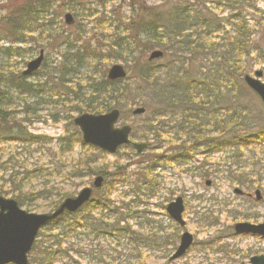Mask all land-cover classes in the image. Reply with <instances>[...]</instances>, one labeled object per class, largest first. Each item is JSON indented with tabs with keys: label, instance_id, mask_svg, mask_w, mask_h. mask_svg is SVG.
Returning <instances> with one entry per match:
<instances>
[{
	"label": "trees",
	"instance_id": "1",
	"mask_svg": "<svg viewBox=\"0 0 264 264\" xmlns=\"http://www.w3.org/2000/svg\"><path fill=\"white\" fill-rule=\"evenodd\" d=\"M54 1L56 0H29L12 9L7 17L0 18V20L4 19L6 21L4 23L8 29L7 33L4 32L6 33V40L8 41L9 37L15 38V40H11L13 42L11 43L12 45L28 42V37L31 34L46 26L40 22L41 19L51 14ZM62 1L66 2V0ZM87 1H80V3L84 4ZM91 1H96L100 5L106 6L105 2L108 0L105 2L102 0ZM109 1L113 2L114 0ZM188 1L191 2L192 0ZM67 2L71 3L70 0H67ZM177 2L179 3L178 6H174L171 10L164 13L155 11L154 13L146 14L144 12H150V8L147 7L143 8V10L139 9L137 12L133 11L130 19L123 25L122 32L116 30L118 25L116 27L115 25H111L114 29L110 32H119L124 34L125 37L121 42L109 34L108 51H104L105 55L102 57V60H106L107 62L117 61L118 51L121 48L129 46L132 41L134 43L136 40L140 41L143 36L146 37V40L142 42L144 43L142 52L151 51L158 47L162 48L163 51L165 49L168 50L158 38L169 34V37L175 40V42L169 46L170 52L166 56H171V58L181 56L178 58L179 60L184 59L188 62V66L184 67V69H192L193 71L190 74H193L195 71V78L189 80L192 85L189 84L186 87V92L178 96L177 101L174 100L173 91H164L159 96L155 92L151 94V96L153 94L156 96V106L167 109L175 108L174 106L179 105L183 116L182 119L178 120L181 124L177 125L178 127L174 126L178 129L171 126L174 121L172 113H168V116L171 117H168L170 118L168 121L163 118L158 119L156 116H149L148 123L151 125V127L149 126L151 134L147 138L144 137L152 142L153 147L149 150H154L155 144H160L164 150L155 154L151 152L148 157L144 158V161L147 162L146 165H138L137 172L134 173L136 174V178L130 182H136L137 187L130 194L138 195V198H133L131 201L125 200V196L128 195L127 193H123L124 197H121L118 201L112 199L116 186V182L113 181V175H124V170L127 169L121 168L118 165L113 169H108L103 164L100 167L99 164H96V161H90V155L85 151V156L71 159V155L77 145L85 146L79 129L73 124L74 115L82 112L104 113L113 108L122 110L121 96L126 92L123 83L125 84V81L130 79V76L125 80L111 81L107 78L108 67L106 65L102 67L97 65L98 70L94 71L93 64L88 65L87 61H85L87 59L85 54L86 52H92L93 55L99 53L92 51L89 48L90 43H86L87 40H83V36H80V34L77 39L72 41L68 35H65L66 38L64 34L60 35L58 32V37L53 35L54 40L55 37L59 38L61 36V43L52 47L53 50L59 51L64 48L67 52L58 53L62 59L60 60L58 57V60H53L51 66H45L44 63L40 71L43 75L39 74V71L31 75H40L39 78H41L40 80L43 79V81L36 80V82H31L29 80L31 76H24L22 72L10 68L8 60L12 56V47H0V86L3 85V88L0 89V149L2 150V145L5 142H11L18 145L22 149V152H24L23 154H27L31 160L35 151L38 152L43 149L50 158L47 163L41 162L38 158L30 162L27 158L17 155L16 152H12L8 148L10 152L7 158L3 160V154L0 155V178L2 179V181L0 179V194L15 198L22 207L28 208L35 205L36 201L45 199L49 202L48 206L52 210L64 198L70 196V193L64 188L56 187L53 183L52 186L49 185L56 177L61 178L64 184L66 182L67 184L71 183L76 179L97 175H102L105 178L103 186L95 191L94 200L86 205L82 212L65 216L43 229L44 233L41 231L38 242L31 254L34 264H54L58 259L62 258H66L68 264H80L73 256L79 257L82 254V247L76 242H80L78 239L80 233L77 229L82 226L87 230L90 246L88 253L91 254L92 260H96L94 254L99 255L100 259L96 261L102 264H113V258L117 262H121L127 257V260H129L127 254H122L115 248H111V242L104 245L98 239L101 235H105L113 237L114 240L121 241L128 236H133L132 241L136 242L135 244L138 243L136 231H132V227L128 224L129 221L127 219L129 214L127 212L131 210V207L140 205L145 195H148V197L153 196L154 192H151L150 188L155 178L153 172L155 171L156 163H159L160 160H183L189 153L196 152L200 143L214 148H239L241 147L240 144L245 145L243 143L244 140L251 138L252 134L261 132L262 126L252 123L254 120L252 111H254L256 105H246V111L240 113L236 106L239 105L241 107L242 103L239 96L235 93L238 90L237 86L239 83L243 82L244 73L251 69V65L248 62L252 51L259 52L257 54H261V58L264 59V49L256 47V43L252 44L250 40L252 35L251 30H249L250 26L246 23V17L240 16L241 12L247 9L257 10L255 9L256 4L254 0L212 1V3L218 5L221 11L229 10L238 13L225 19L229 26L234 27L233 41L229 43L230 45L228 44L230 46L229 49H225L228 46L226 44L223 45L222 50H219L221 52V61L215 62L212 66H219L224 71L221 72L220 77L217 76L215 78L211 77V74L208 73L206 68L207 65L211 64H207L206 62L208 61L207 57L211 56V52L218 53L219 51L213 52V44L206 45L205 38L194 41L189 39L190 36L183 37L182 33L194 30L192 28L197 26L201 32L210 34L207 36H211V33L221 29L219 27L221 23H217L215 17L204 15L201 10H196L194 5L196 0L192 4L186 0H179ZM197 2L202 3L203 1L198 0ZM89 10L91 9L82 8V11L85 13ZM191 11V15L194 14L192 18H190L191 15L189 13ZM109 20L98 17L96 23L104 27V25L110 22ZM230 21L232 23H229ZM180 22L184 23V27L179 26ZM50 23L47 25V29L52 26ZM33 26L36 27L33 29ZM108 26L110 25L108 24ZM182 28L184 29L181 30ZM47 29L46 31L44 30L45 33H51L52 29H48V31ZM98 31L103 33L99 27ZM196 32L198 31L196 30ZM28 34L29 36L25 37ZM198 34L200 35L201 33L198 32ZM180 36L181 38H179ZM49 37L51 36L49 35ZM95 38H97V35L92 38V41ZM25 39L26 41H24ZM1 40H3V37L0 33ZM81 40L83 41L79 44ZM177 43H179L178 46L174 47ZM63 45L64 47H62ZM215 57L216 55H214L213 59ZM257 59L259 60V58ZM80 70H84L87 73L92 72V75H94L90 79L87 78L90 88L81 94L82 98L79 91L74 90L72 87L76 78L83 74ZM158 71V67L150 62H146L145 65L137 69L139 78L142 81L150 79L149 77L151 76L153 78L157 77L153 75L158 73ZM210 77L211 79L214 78L215 81L220 79L222 84L217 82L219 84L214 87V83ZM5 87L9 88L10 91H5ZM12 92L20 94V96L18 95V99L21 97L25 100L23 101L21 110L17 111L14 108L15 104L11 103ZM26 98L34 99L33 101L38 107L36 109L29 107ZM153 100L155 101V97ZM196 100H198V103H196ZM42 102L48 104L46 108L51 106L52 110L57 111L50 114V117L56 122L62 118L59 114H64V112L67 114L65 118L67 122L65 131L56 138L29 131V127L32 124L44 120L41 113L45 108L40 107ZM72 103L75 106H72ZM32 106L34 105L32 104ZM56 108H59V111ZM200 111L204 112L203 115H201ZM164 112L167 114V111ZM251 123L257 128L255 132L247 131V128H253ZM240 130L241 133L238 134ZM212 133L219 134L221 138L215 139L212 137ZM242 133L245 134L240 135ZM164 135L168 136L167 139L171 138L170 142L175 145L171 146L166 143L168 142L167 139H165L166 142L164 141L165 144L162 139ZM87 147L94 148L91 146ZM26 150H28V153H26ZM139 154L138 152L133 153V158H136V155L140 157L141 155ZM138 162L136 161L135 163ZM6 176L8 179H5ZM32 182L39 183L41 188L39 190H36L34 186L28 188L29 185H32ZM145 184L146 186L143 187ZM146 190L149 192L146 193ZM73 233H75L77 238L70 236ZM37 251L38 253H36ZM111 251H115V255Z\"/></svg>",
	"mask_w": 264,
	"mask_h": 264
},
{
	"label": "rangeland",
	"instance_id": "2",
	"mask_svg": "<svg viewBox=\"0 0 264 264\" xmlns=\"http://www.w3.org/2000/svg\"><path fill=\"white\" fill-rule=\"evenodd\" d=\"M27 1L29 0H0V18L7 17L12 9ZM70 1L71 3L67 2V0L66 2L62 0L54 1L51 14L41 19L40 22L42 25L46 26L31 34L30 37H28L29 34L25 35V37L29 38L28 42L25 44L12 45L11 43L13 42H11V40H15V38L10 37L7 41L5 35L8 29L6 27L7 25H4L6 21H4V19L0 20V33L3 37V40L0 41V47L6 48L10 46L13 51L12 56L8 60L10 68H13L15 71L23 72L26 69L27 63L38 57L40 50H44L45 61L43 64L45 63V66H51L53 60L58 57L60 60L62 59L58 53L67 52L64 48L59 51L53 50L52 47L61 43V36L57 38V32L60 33V35H68L71 41L77 39L80 34V36H83V40H87L86 43H90L89 48L99 53L93 55L92 52H86L85 54L87 58H85V61H87L88 65L93 64L94 71L98 70L97 65L101 67L106 65L108 69L113 63H121L126 66L130 79L125 81V84L123 83L126 92L121 96L123 105L121 123H127L133 126L134 139L142 138L143 140H148L144 137L147 138L151 134L149 129L151 125L148 123L150 117L156 116L158 119L163 118L168 121L171 118L168 116V113H172L174 121L171 126L178 127L179 124H181L178 120L182 119L183 116L180 106L176 105L174 106L175 108L167 109L159 108L155 105L157 102L156 96H154V94L151 96L152 92H155V94L157 93L159 96V94L164 91H173L174 100L177 101L178 96L186 92V87H188L189 84L192 85L189 80L195 78V71L193 74H190L193 71L192 69H184V67L188 66V62L184 59L179 60L178 58L181 56H176L174 58L166 56L170 52L169 46L175 42V40L169 37V34L162 38H158L162 45L167 47L168 50L165 49L163 57L152 63L159 69L158 73L153 75L157 76L155 78L151 76L149 77L150 79L142 81L137 73V69L147 62L146 58L150 53V51L142 52V47L144 46L142 42L146 40L145 36H143L140 41L136 40L135 43L132 41L129 46L121 48L118 51L117 61L107 62L106 60H102V57L105 55L104 51H108L107 47L110 41L109 34H111L114 39H119L118 41L121 42L125 37L124 34L119 32H110L114 29L111 25H115V27L118 25L116 30L122 32L123 25L130 19L133 11L137 12L139 9L143 10V8L147 7L150 8V12H144L146 14L154 13L155 11L164 13L171 10L174 6H178L179 3L177 1L179 0H114L113 2L102 0L104 2L106 1V6H102L99 2L91 0H88L84 4H81L80 1L83 2L85 0ZM186 1L191 4L194 3V0L191 2L188 0ZM197 1L198 0H196L194 4L196 10H201L204 15L215 17L217 23H221L219 25L221 29L211 33V36H207L210 34L201 32V30L195 26L192 28L194 30L183 32L182 36H190L189 39L194 41L205 38L206 45L213 44V52L222 50L221 48H223V45H228L233 41L232 35L234 33V27L229 26L225 19L228 16L231 17V15L238 13L229 10H219L218 5L212 3L213 0H208V2L207 0H202V3H198ZM254 2L256 4L255 9L257 10L247 9L241 12L240 16L246 17V23L250 26L249 30L252 32L250 40L252 44L256 43V47L264 49V0H254ZM83 7L90 8L91 10L85 13L82 11ZM189 13L191 15L192 11ZM68 14H71V22L66 19ZM193 15H191L190 18H192ZM98 17L110 19V22L104 25V27L102 25L100 26L96 23ZM49 22H51L50 24H52V26L48 29H52V31L47 34L45 31ZM229 23H232V21ZM108 24L110 26H108ZM183 25L184 23L180 22L179 26L184 27ZM35 27L36 26H33V29ZM98 27L103 33L98 31ZM183 29L184 28L181 30ZM196 30L202 35H199ZM49 35L51 37H49ZM53 35L57 36L55 40L53 39ZM95 35H97V38L92 41ZM223 35L224 37H222ZM179 38H181V36ZM26 39L24 41H26ZM83 40H81L79 44ZM178 44L179 43L174 47H177ZM229 45L225 49H229ZM62 47H64V45ZM154 49L162 50L160 47ZM257 53L259 52L255 50L252 51V55L249 58L248 63L251 65V69L247 72L250 74L257 69H264V59L261 58V54ZM214 55H216L215 59H213ZM220 56L221 52L219 51L218 53L211 52V56L207 57L208 61L206 63L211 65H207L206 69L208 73L211 74V77H220L221 72L224 71L219 66H212L215 62L221 61ZM257 58H259V60ZM41 70L42 66L38 70V73L43 75L40 72ZM80 72L83 74L76 78L72 87L74 90L79 91L82 98L83 96L81 94L90 88L88 79L94 77V75H92V72L87 73L84 72V70H80ZM39 76H31L29 80L31 82H36V80L41 79ZM96 77H98V75H96ZM214 78L211 79L214 83V87L219 83L222 84L220 79L215 81ZM202 80H204V78H202ZM262 80L264 81V76ZM40 81H43V79ZM2 88L3 85L0 86V89ZM237 89L235 93L239 96L242 103L241 107L239 105L236 106L240 113L246 111V105L255 104L256 108L252 111L254 120H250L252 123L262 126L264 123V106H262V103L256 95L246 87L244 82L239 83ZM12 94L11 103L15 104L14 108H16L17 111L21 110V106L25 100L21 97L18 99V95L20 96V94L17 92H12ZM154 97L155 101L153 100ZM26 99L29 107L33 109L38 107V105L34 103V99ZM196 103H198V100H196ZM32 104L34 106H32ZM47 105L48 104L45 102L41 103L40 107L45 108L42 113L40 112L44 120L32 124L29 127V131L35 134H44L56 138L65 131L67 126L65 118L67 114H65V112L64 114H59L62 118L56 122L50 117V114L51 112L57 111L52 110L51 106L46 108ZM71 105L75 106L73 103ZM140 106L146 107V113L132 115V110ZM56 109L59 111V108ZM164 111H167V114H165ZM158 113L162 114L159 115ZM200 113L203 115L204 112L200 111ZM252 123L251 125L253 126ZM256 130L257 128L254 126L253 128H247L249 132H255ZM239 133H241V130L238 134ZM244 134L245 133H242L240 135ZM211 135L215 139L221 138L219 134L212 133ZM167 138L168 136L166 137L164 135L162 138L163 142ZM170 139H167L168 142H165L171 146L175 145L170 142ZM243 143H245V145L240 144L241 147L239 148L213 147L212 149L203 146V144H199L201 147L197 148L199 151L196 153H189L183 160H160L159 163H156L154 168L155 171L153 172L155 178L150 188V191L154 192L153 196L148 197V195H145L140 205L131 207V210L127 212V214H129L127 219L129 221L128 224L132 227V231H136L137 238L135 236L134 238L138 239V245H134L136 242L132 241L133 236H128L124 239L120 246H118L117 242H115L114 238L111 236L107 237L101 235L98 239L99 242L104 245L111 242V248H115L117 251L120 249L122 254H127L129 256V260H127V257L121 262H117V260L113 258V264H164V262L169 261V257L167 260L163 255L160 256V250L164 249L166 253L172 254L174 247L179 243L181 227L168 216L165 207L178 195H182L185 201L186 209L184 218L187 222L185 229L194 235L195 243L185 256L178 260L170 261V264H240L241 262L250 264L248 259L252 255L264 254V239L251 236L232 237L233 225L236 221L250 220L255 223H264V133H254L251 138L244 140ZM2 147V150L0 149V155L3 154V160L9 156L10 150L16 152L17 155L21 157L27 158L30 162L37 158L43 163H47L50 160L44 149L38 152L35 151L31 160L27 154H23L24 152H22V149L15 143L5 142ZM166 147H168V145H166ZM154 148V150H148L139 154L141 155L140 157L136 155V158H133V153L135 152L130 147H122L116 154H109L96 148L92 149L87 146L83 147L77 145L71 155V159L85 156V151L90 155V161H96V164H99L100 167L103 164L107 166L108 169H113L118 165L121 168L127 169L124 170L126 173V175L124 173L125 176L120 174L113 175V181L116 182V186L112 199L118 201L121 197H124L123 193H127L128 195L125 196V200L131 201L133 198H138V195L130 194L137 187L136 182H130L136 178V174L134 173L137 172L138 165H146L147 162L144 161V158L148 157L151 152L155 154L164 150L160 144H155ZM26 153H28V150H26ZM136 161L139 162L135 163ZM94 177L95 176L76 179L68 184L67 182L65 184L62 183L61 178L56 177L49 185L52 186L54 184L56 187L64 188L70 195H76L80 189L90 185ZM5 179H8V177L6 176ZM207 181H210L209 185H206ZM31 186H34L36 190L41 188V185L36 182H32V185H29L28 188H31ZM145 186L146 184L143 187ZM235 187H243L251 192L256 188L261 189L263 198L259 203H256L252 197L249 199L239 198L233 191ZM148 192L149 191L146 190V193ZM215 199H217V203ZM48 205L49 202L47 200L40 199L36 201L35 205L24 208L31 212L44 213L51 210ZM215 221L219 223H217L216 226H211ZM77 230L80 233L78 236L80 242H76L82 247V254L79 257L74 255V259L80 264H102L96 261L100 259L99 255L94 254L96 260H92L91 254L88 253L90 250L89 237H87V230L85 227L82 226ZM42 233H44V231H42ZM70 236L77 238L75 233ZM171 241L174 243L173 246L171 245ZM37 242L38 240L36 243ZM166 242L170 244H165ZM64 246L66 247V245ZM217 249H220V251L216 252ZM227 250H233L236 253H228V255L225 256L224 253H226ZM111 252L115 255V251ZM36 253H38V251ZM54 264H68V262L66 258H62L58 259Z\"/></svg>",
	"mask_w": 264,
	"mask_h": 264
},
{
	"label": "water",
	"instance_id": "3",
	"mask_svg": "<svg viewBox=\"0 0 264 264\" xmlns=\"http://www.w3.org/2000/svg\"><path fill=\"white\" fill-rule=\"evenodd\" d=\"M67 21L71 22L70 15H67ZM162 51L155 50L151 52L148 60L160 58ZM44 59L43 50L40 55L27 64L23 71L24 75L31 74L39 68ZM127 72L121 64H114L108 71V78L111 80L124 78ZM263 69L254 72V75L245 74L244 81L260 98L264 104V82L261 80ZM144 107H136L132 113L135 115L143 114ZM120 117L118 109H112L104 114L82 113L74 118V124L79 127L83 141L87 144L99 147L107 152L115 153L121 145L131 143L129 135L130 125L116 126ZM134 148L142 151L148 146L147 143L132 142ZM103 178H95L93 185L96 188L102 186ZM237 193L242 191L236 189ZM93 190L91 187L82 188L77 195L66 197L53 212L36 213L29 212L22 208L18 201L12 197L0 195V264H30L28 254L32 249L39 230L66 213H74L82 208L91 200ZM256 199H261L260 191H256ZM184 210L183 199L177 197L167 206L170 216L184 224L182 212ZM237 233H257L264 236V223L259 225L240 222L235 226ZM192 235L188 232L182 236V242L174 258L180 256L190 246ZM261 258H252V262L259 264Z\"/></svg>",
	"mask_w": 264,
	"mask_h": 264
},
{
	"label": "flooded vegetation",
	"instance_id": "4",
	"mask_svg": "<svg viewBox=\"0 0 264 264\" xmlns=\"http://www.w3.org/2000/svg\"><path fill=\"white\" fill-rule=\"evenodd\" d=\"M232 237H238V236H235V235H234V236H232ZM179 241H180V239H179ZM178 244H179V243H178ZM177 246H178V245H176V248H177ZM162 255H163V257L167 258L168 253H166L165 250L162 249V250H161V255H160V256H162ZM164 264H166V262H164ZM244 264H246V263H244Z\"/></svg>",
	"mask_w": 264,
	"mask_h": 264
},
{
	"label": "bare ground",
	"instance_id": "5",
	"mask_svg": "<svg viewBox=\"0 0 264 264\" xmlns=\"http://www.w3.org/2000/svg\"><path fill=\"white\" fill-rule=\"evenodd\" d=\"M4 89H6L5 91H7V92L10 91L9 88L7 89V87H5Z\"/></svg>",
	"mask_w": 264,
	"mask_h": 264
}]
</instances>
